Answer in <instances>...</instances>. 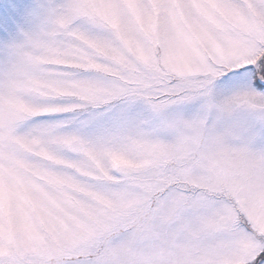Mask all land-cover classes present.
Listing matches in <instances>:
<instances>
[{
    "label": "snow or ice",
    "instance_id": "1",
    "mask_svg": "<svg viewBox=\"0 0 264 264\" xmlns=\"http://www.w3.org/2000/svg\"><path fill=\"white\" fill-rule=\"evenodd\" d=\"M0 264H264V0H0Z\"/></svg>",
    "mask_w": 264,
    "mask_h": 264
}]
</instances>
